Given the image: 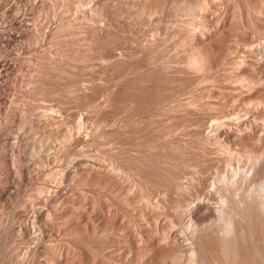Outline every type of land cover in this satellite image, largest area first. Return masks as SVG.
<instances>
[{"label": "bare ground", "instance_id": "6f19581e", "mask_svg": "<svg viewBox=\"0 0 264 264\" xmlns=\"http://www.w3.org/2000/svg\"><path fill=\"white\" fill-rule=\"evenodd\" d=\"M27 1L0 0L33 49L27 79L0 59V264H264V0H33L24 36Z\"/></svg>", "mask_w": 264, "mask_h": 264}, {"label": "rangeland", "instance_id": "374dc122", "mask_svg": "<svg viewBox=\"0 0 264 264\" xmlns=\"http://www.w3.org/2000/svg\"><path fill=\"white\" fill-rule=\"evenodd\" d=\"M12 1H13V0H12ZM12 1L9 0V4H10V3L12 4ZM27 3H28V5H27ZM27 3L23 4L24 6L22 5L21 9H13V10H12V11H13L12 14L14 13L13 16H16V14H17V15H20L21 18L24 19V21H23V28H24V27L26 28V29L24 28V30H22V34H23V35L25 34L24 36H26V34L28 35L29 33H32L34 30H31V29H34V27L37 26V25H35V24L38 23V22H35L37 19H36V20H33V19H35V17H34L35 15L33 16V14H35V8L33 7V5H34V1H33V0H30V1H27ZM25 6H26V7H25ZM27 6H28V8H27ZM23 8H24V9H23ZM28 9H29V10H28ZM33 9H34V10H33ZM30 10H31V11H30ZM4 11H5V8L0 10V21H2V22H0V28H1L0 30H2V29L5 28L6 31H9L10 33H12V34L14 35V38H15V39H14V43H13L14 45L10 48V51H8V48H2V49H0V54H1V55H0V59H3V60H6V59H7V61H8L11 65L13 64V66H14V65L17 66L16 68L20 67V64H21V63H22V64H25V65H22V64H21V67L24 68V69H23L24 72H22V71L20 72V71L17 70V71H15L17 74H16V73L13 74L14 76H15V75L17 76V77L15 76V78H18V80H19V78H20L21 76L23 77V74H24V77H23V78L25 79L26 77H27V78L29 77L28 74L30 75V73H29V71H30V69H31L30 65L32 64V61H31V58H32V55H31V54H32V53H30V52L33 50V49H32V45H31V47H30V45H28L23 39L21 40V39L19 38V34H20V32L17 31V30H15V29L13 28V24L11 23V21H12L11 19H12V18H8V19H7L6 17H4V14H5ZM23 11H24V12H23ZM22 12H23L24 14H23ZM18 13H19V14H18ZM28 15H29V16H28ZM30 15H31V16H30ZM1 17H2V18H1ZM48 18L51 19V17H48ZM48 18H47V20H48ZM47 20H46V19H45V20L43 19V22H44L43 25H45V27L47 26L46 24L49 22V20H48V22L46 23ZM5 21H7V22H5ZM31 21H32L33 23H31ZM37 21H38V20H37ZM50 21H51V25H52V20H50ZM8 22H9V23H8ZM34 22H35V23H34ZM45 23H46V24H45ZM2 24H3V27H2ZM30 24H32V25H30ZM6 27H7V28H6ZM31 27H32V28H31ZM45 27H44V31H46V32L48 31V32H49L50 28L52 29L53 26H50V25L48 24L46 30H45ZM27 28H28V29H27ZM13 30H14V31H13ZM25 30H26V31H25ZM27 30H28V31H27ZM23 31H24V32H23ZM28 32H29V33H28ZM48 32H47V33H48ZM16 37H17V38H16ZM18 41H19V42H18ZM23 42H24V43H23ZM15 43H16V44H15ZM25 44H26V45H25ZM16 45H17V46H16ZM24 46H25V47H24ZM27 46H28V47H27ZM164 46H166V50H165V51L168 52V53H170V49H169V48H168L169 51H167V50H168L167 47L169 46V44H168V45H167V44H164ZM14 47H15V48H14ZM26 47L29 48V49H27ZM169 47H170V46H169ZM20 48H21V49H20ZM33 48H34V45H33ZM163 48H164V47L162 46V49H163ZM24 49H25V50H24ZM26 49H27V51H26ZM6 50H7V52H9V53H7ZM30 50H31V51H30ZM12 51H13V52H12ZM19 51H20V52H19ZM3 52H4V53H3ZM25 52H26V54H25ZM27 52H29L30 54L27 53ZM23 53H24V54H23ZM3 54H4V55H3ZM9 55H10V56H9ZM19 55H20L21 61H23V62H20V58H19V60L17 61L18 63H17V62L14 60V58H15V57H16V58L19 57ZM25 55H26L27 57H28V56H29V57L27 58ZM30 56H31V57H30ZM22 57H23L24 59H23ZM25 57H26V58H25ZM16 58H15V59H16ZM28 59H30V60H28ZM13 60H14V61H13ZM11 62H12V63H11ZM19 62H20V63H19ZM29 62H30V64H28ZM14 63H15V64H14ZM16 64H18V65H16ZM26 64H27V65H26ZM15 66H14V67H15ZM26 67H27V68H26ZM26 72H27V73H26ZM13 73H14V72H13ZM20 73H21V74H20ZM87 73H88V71H87ZM89 73H90V72H89ZM89 73H88V74H89ZM26 74H27V76H26ZM92 74H93V73H92ZM97 74H98V73H97ZM15 78H14V79H15ZM27 78H26V79H27ZM101 78H102V77H101ZM24 79H23V80H24ZM103 80H104V81H103ZM100 81H101L100 86H103V85L106 84V82H105V78H104V79H101ZM102 81L104 82L103 85H102V83H103ZM13 82H15L17 85L19 84V81L16 82V81H14V80H13L12 82H10V83L14 84ZM98 83H99V82H98ZM12 84H11V85H10V84L7 85L8 89H11V91H9V92H10V93H12V92H13V93H16L14 89H16L17 87H19V88H17V89L20 90L21 94H19V90H17V89H16V91L18 92V94H13V93H12V95H11V94L8 93V95H7V97H8L7 100H8V99H9V100H8V102H7L6 105H7V107H8L9 110H12V113H13V112H16V113H17V112H18V114H17L18 116H16V113H15V114L13 113V114H14V118H13V117H12L13 119L11 118V122L14 123V124L12 125V123H11L10 121H9V123H10V125H11L10 127H11V128L13 127L12 130H14V131L16 130L17 132H19V131L22 130V129L20 128V127L22 126V116H19V115H21V113H20V110H21V109H20V108H22L24 104L26 105V103L28 102L27 100L30 99V98L28 97V96H30V95H28L27 93H29V92L26 91V90H28V87L26 88V86H23L22 84L20 85L21 87H20L19 85L17 86L16 84H14V85H16L17 87L14 86V88H13L14 91H12V87H13ZM107 85H108V84H107ZM107 85H105V87H107ZM22 87H23V88H22ZM112 89H113V87H112ZM112 89H110V90H112ZM115 89L118 90V87H117V88L114 87V91H115ZM25 91H26L27 93H25ZM28 91H29V90H28ZM114 91H113V92H114ZM115 92H116V91H115ZM23 95H24V96H23ZM27 95H28V96H27ZM12 96H13V97H12ZM18 96H19V98H18ZM15 97H17V99H16ZM20 97H22V98H20ZM100 98H101V97H100ZM12 99H13V100H12ZM15 99H16V100H15ZM10 100H11V101H10ZM99 100H101V99H99ZM15 101H16V102H15ZM40 102H41V101H40ZM51 102H52V101H49V100H48V102H45V103H46V105H53V102H52V104H51ZM9 103H11L12 105L9 104ZM13 103H14V104H13ZM9 105H11L13 109H12ZM25 105H24V106H25ZM113 105H116V104H113ZM116 106H117V107H116ZM116 106H113V107L110 106L111 108H110V107L108 108L109 111H107V110H106L107 108L105 109V107H104V110H106V112H108L109 114H114L116 111H118V110L120 109V108H119V109L117 110L116 108H118V105H116ZM9 107H10V108H9ZM15 107H16V108H15ZM114 107H116V108H115V109H116L115 112L112 111ZM101 108H103V107H101ZM127 108H128V109L130 108L129 110H134V113H135V111H136V108H134V109H131V107H127ZM127 108H125V109H127ZM15 109H17V111H16ZM72 109L76 110V108H72ZM72 109H71V111H73ZM111 109H112V110H111ZM121 109H124V108H121ZM121 109H120V110H121ZM13 110H15V111H13ZM110 110H111L112 112H111ZM120 110H119V112H117L118 114H120V113H122V114H123V113H127V110H126V111L123 110V111H125V112H122V111H120ZM187 110H188V109H187ZM87 111L90 112V114L92 113V110H91V109H88V110H86V111H83V113H88ZM137 111H138V110H137ZM137 111H136V112H137ZM188 111H190V110H188ZM188 111H187V112H188ZM75 112H77V110L74 111V113H75ZM130 112H131V111H129L128 113H130ZM145 112H146V111H145ZM145 112H144L143 114H145V115L148 116V117H149V116L152 117V116H154V115H156V117L159 116V115H157V112H155V113H154V112H151V113L149 112V113H148L149 115L146 114L148 111H147L146 113H145ZM138 113H139V115L143 116V114H140V113H141L140 111H139ZM153 113H154V114H153ZM188 113L191 114V112H188ZM79 114H80V113L77 112L76 115L78 116ZM88 114H89V113H88ZM135 114L138 115L137 113H135ZM135 114L132 113V115H134V117L137 118V119H136V118H134V119L138 120V118H139V120H140V118H142V117H139V115L136 116ZM152 114H153V115H152ZM127 115H128V114H127ZM127 115H124V116L127 117ZM130 115H131V113H130ZM132 115H131V116H128V117H127V120L125 119L126 117L124 118V116L122 117V115H116V117H117V116H118V117L121 116L123 119L120 118V119H118V121H120V120L122 119V123H124L123 120L126 121V122H128V121H129L128 118H133ZM145 115H144V118H145ZM151 115H152V116H151ZM15 116H16V118H15ZM77 116H76V118L79 117V116H78V117H77ZM111 116H112V115H111ZM113 116L115 117V115H113ZM189 116H194V115H193V112H192V114L189 115ZM148 117H146V118H148ZM156 117H155V118H156ZM17 118H18V119H17ZM76 118H75V120H76ZM112 118H113V117H112ZM152 118H153V117H152ZM155 118H153V119L156 120ZM158 118H160V117H158ZM158 118H157V120H159ZM4 119H5V118H4L3 114H0V128H1V125H2V124L4 125V124L6 123V121H5ZM115 119L117 120V118H115ZM160 119H161V118H160ZM112 120H113V119H112ZM116 120H114V121H116ZM136 120L131 121V119H130V122L133 123V122L136 121ZM139 120H138V121H139ZM141 120H143V118H142ZM118 121H116V123H117ZM4 122H5V123H4ZM120 122H121V121H120ZM120 122H118V123H120ZM130 122H129V123H130ZM9 123H8V124H9ZM16 124L18 125V128H17V125H16ZM3 125H2V126H3ZM14 127H16V128H14ZM16 131H15V132H16ZM0 134H1V135H4V134H2V133H0ZM4 136H5V135H4ZM12 136H14V134H12ZM1 151H3L2 153H4V152L7 153V152H6L7 150H5V149H4V150H1ZM1 151H0V152H1ZM1 170H2V169H0V171H1ZM3 172H5V171L2 170V171H1V174H2ZM4 174H5V173H3V175H4ZM13 191H14V190H13ZM0 210H2V209H0ZM3 211H4V210H3ZM21 213H22V214H21ZM21 213H20V215H19V217H20V221H21V224H22V226H21V230L23 231L24 234H26V235H31V234H32V231H33V230H32V229H33V225H32V216H33V214H32V210L30 209L29 211L21 212ZM23 213H24V214H23Z\"/></svg>", "mask_w": 264, "mask_h": 264}]
</instances>
